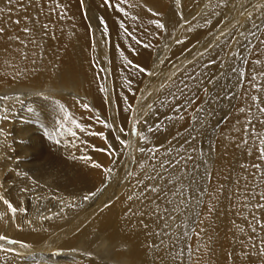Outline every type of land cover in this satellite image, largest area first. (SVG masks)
<instances>
[{
	"label": "bare ground",
	"instance_id": "obj_1",
	"mask_svg": "<svg viewBox=\"0 0 264 264\" xmlns=\"http://www.w3.org/2000/svg\"><path fill=\"white\" fill-rule=\"evenodd\" d=\"M121 7L0 0V264H264V0ZM244 18L259 26L233 43ZM186 72L214 77L208 93L186 81L187 110Z\"/></svg>",
	"mask_w": 264,
	"mask_h": 264
},
{
	"label": "snow or ice",
	"instance_id": "obj_2",
	"mask_svg": "<svg viewBox=\"0 0 264 264\" xmlns=\"http://www.w3.org/2000/svg\"><path fill=\"white\" fill-rule=\"evenodd\" d=\"M9 2L11 3V0H9ZM124 2H125V0H120V3L113 5V4L110 3V0H104V4L105 5H107L108 7H115L117 11H119L120 13H123V15L127 16L128 15L127 12H125L124 8L121 7V4H123ZM83 3H84V0H80L81 6H83ZM0 11H3V9H0ZM261 18H264V16H262ZM19 22H20L19 20L16 21V23H19ZM99 22H100V24L102 26H104V31L107 34V31L108 30H107L106 22L104 21L103 18H100ZM251 26L258 27L259 25L256 24V21L255 20H253ZM43 27L45 29H47L48 26L47 25H43ZM119 27L124 28L125 34L131 36L132 40L136 44H140L144 48H151V47H153V45H151V44H145V43H143L140 39H138L137 37H135V35H133L132 33H130L128 31V29L124 26L123 22H121V24L119 25ZM156 27L157 28H164V25L162 23H157ZM23 31L27 33V32L30 31V29L25 28V29H23ZM2 32H3V29H0V33H2ZM241 35H244V33H241ZM261 42L264 43V41H261ZM177 43H180V41H177ZM132 51H133V54H136L135 53V49H133ZM212 64H215V60L208 61L206 64H203L202 67H204V68H210ZM125 69L128 72H131V70L135 69L139 73H145V74H147L149 76L153 75L152 72H148L145 68L141 67L138 64L133 63L132 60H127V63L125 65ZM100 71L103 72V71H105V69L101 68ZM233 71H235V69H233ZM237 75L240 76V75H243V74L238 73ZM168 79H171V77H168ZM252 79L255 80L256 77H252ZM186 81H194L195 82V85H196V90H202L203 92L208 93L209 89H208L207 85H211V84L214 83V77L208 76L207 73H202L200 75H197L195 73H187L186 72L185 73V76L182 77L181 80L177 82L176 88H177V91L179 92V94L184 97V101L182 103L184 104L185 110H187V107H188L189 104H193V103H195L199 99V96L197 94V91L196 90H193L192 85H190ZM202 84L205 85V86L201 89L200 86ZM101 90L103 91V89H101ZM169 95L173 99H177L178 98L176 92H170ZM216 99H220V97H217ZM252 99H253V101L258 100L257 97H253ZM204 102L205 103H211L210 100H205ZM170 106L172 107V111L174 113H177V114L180 113V107L179 106H176V105H170ZM85 107L87 108V105H85ZM197 110H199V109H197ZM241 111H244V109H241ZM259 111L261 113H264V107H259ZM156 114L157 113H154V115H156ZM179 118L180 119H184L183 116H179ZM164 119L165 120H172L173 117L172 116H165ZM193 119H200L201 126H203L204 120L202 118L193 117ZM101 123H103V126L106 127V128H112V125L108 124L105 121H101ZM249 123H251V121H249ZM261 123H264V121H261ZM77 127L80 128V125H77ZM162 127H163V125H159V124L156 125L155 127H153L152 125H149V127L147 128V131L150 132V133L151 132H154V131H157L158 132V131L161 130ZM81 131H83V129H81ZM245 131H247V128L245 129ZM90 134L91 135H101V136H103L102 133H90ZM255 134L259 138V133H255ZM104 138L107 139V137H104ZM174 138L178 139V137H174ZM118 142L121 145H124L125 144V141L124 140H119V138H118ZM185 143H188V140L187 139H185ZM245 143H247V141H245ZM260 144L261 145H264V138H260ZM144 150L145 149L141 148V151L142 152ZM99 151H105V152H107L110 155L112 154L111 150H109V149H99ZM84 159H86V157H84ZM184 159L185 160H190V159H192V157L191 156H186V157H184ZM258 159L260 161H264V146L259 147V149H258ZM176 163H178V161ZM168 164H170L172 166H175L172 163V161H169ZM94 166L95 167H98V168L101 167V165H99V164H95ZM162 166H163V164H162ZM252 167H254V168H260V164L254 163L252 165ZM178 171H179V169H178ZM161 179H163V177H161ZM151 191L153 193H155V192H157V188L156 187H153L151 189ZM85 199H87V197H85ZM166 202L168 204H174V202L172 200H167ZM6 203H7V201H6ZM9 207L12 209V212L13 213L16 212V209L15 208H12L11 204H9ZM261 207H264V204H262ZM174 210H175V208H173V209H165L164 211H166V212L169 213V215L167 217H165L162 213L160 214L159 218L161 220H163L164 223H163L161 232L157 233V235L166 234L165 233V230L169 228L168 220L172 218L171 217V213ZM253 231H255V229H253ZM5 239H6L5 236L0 235V241H3ZM8 243L15 244L16 241L10 240V241H8ZM160 243L163 244V240L162 239H161ZM22 246L23 247H26V245H22Z\"/></svg>",
	"mask_w": 264,
	"mask_h": 264
},
{
	"label": "rangeland",
	"instance_id": "obj_3",
	"mask_svg": "<svg viewBox=\"0 0 264 264\" xmlns=\"http://www.w3.org/2000/svg\"><path fill=\"white\" fill-rule=\"evenodd\" d=\"M251 21V22H250ZM246 23V24H245ZM249 25V28L247 27ZM252 25V20L251 19H247V18H244V20H243V23H242V25H241V23H239V27L235 30V34H236V32L239 30V31H241L240 33H239V31L237 32V34L234 36V38H233V43L235 42V40H236V38H238L239 37V39H244V40H242V42H240V44L241 45H244L245 44V42L247 41V38H248V35H249V33H250V31H251V26ZM249 29V30H248ZM241 33H244V35L242 36L241 35ZM239 34V35H238ZM238 35V36H237ZM241 37V38H240ZM244 37V38H243ZM245 37H246V39H245ZM225 79H226V73H224L223 74V76L219 79L220 81H225ZM111 91H114V89H113V87L111 88ZM218 102V101H217ZM216 102V103H217ZM198 111V110H197ZM210 124V125H209ZM208 125V126H207ZM207 125H205V127H204V130H203V136L204 137H206L209 133H210V130L212 129V127H213V124L212 123H208ZM206 129V130H205ZM208 132V133H207ZM206 135V136H205ZM204 142V141H203ZM109 179H117L118 178V175H109ZM107 183V182H106ZM123 192V191H122ZM121 197H122V193H121Z\"/></svg>",
	"mask_w": 264,
	"mask_h": 264
}]
</instances>
